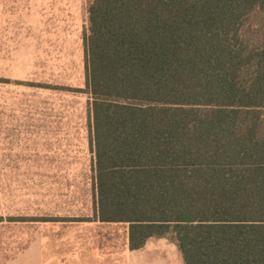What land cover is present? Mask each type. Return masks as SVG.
<instances>
[{
	"label": "trees",
	"instance_id": "16d2710c",
	"mask_svg": "<svg viewBox=\"0 0 264 264\" xmlns=\"http://www.w3.org/2000/svg\"><path fill=\"white\" fill-rule=\"evenodd\" d=\"M88 13L94 220L128 224L131 250L171 234L184 264H264V0Z\"/></svg>",
	"mask_w": 264,
	"mask_h": 264
},
{
	"label": "rangeland",
	"instance_id": "374dc122",
	"mask_svg": "<svg viewBox=\"0 0 264 264\" xmlns=\"http://www.w3.org/2000/svg\"><path fill=\"white\" fill-rule=\"evenodd\" d=\"M91 3L0 0V80L8 79L0 82V264L22 254L36 263L39 252L57 260L132 251L128 224L90 222L97 204L84 45ZM249 22L259 26L264 15ZM42 216L60 221H35ZM134 252L135 264H184L171 234Z\"/></svg>",
	"mask_w": 264,
	"mask_h": 264
},
{
	"label": "crops",
	"instance_id": "0c3cea01",
	"mask_svg": "<svg viewBox=\"0 0 264 264\" xmlns=\"http://www.w3.org/2000/svg\"><path fill=\"white\" fill-rule=\"evenodd\" d=\"M57 221H60V220H57ZM91 221H94V223H98V224L114 223V222H101V221L94 220V219L90 220V222ZM49 222H52V221H49ZM44 223H47V222H44ZM115 224H118V223H115ZM136 250H139V249H136ZM136 250H132L131 252H124V251L117 250L114 252H106V253H102V252L72 253L67 259L63 258V259H57V260L56 258L50 259L49 257H47V255L39 252L37 259H36V263L33 262L34 259L31 260L29 258H26L29 256H26V254H22L21 257L23 258L15 259V257H13V258L7 259L4 262V264H26V262L28 263V261H30L29 264H135V257L139 255L134 252ZM58 261H60V263H58ZM62 261H67V262L62 263Z\"/></svg>",
	"mask_w": 264,
	"mask_h": 264
}]
</instances>
